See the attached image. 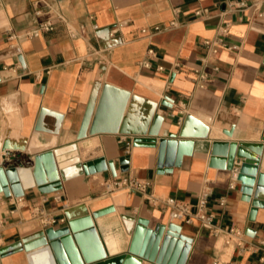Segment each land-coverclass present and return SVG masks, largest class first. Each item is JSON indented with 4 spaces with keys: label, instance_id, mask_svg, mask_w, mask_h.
<instances>
[{
    "label": "crops",
    "instance_id": "1",
    "mask_svg": "<svg viewBox=\"0 0 264 264\" xmlns=\"http://www.w3.org/2000/svg\"><path fill=\"white\" fill-rule=\"evenodd\" d=\"M257 1L0 0V160L33 168L36 154L68 149L80 163L105 158L114 165V172L79 173L49 193L37 186L22 198L0 193V249L63 227L64 209L85 203L91 212L115 208L95 219L109 258L129 251L131 235L122 219L127 215L148 220L152 229L181 225L193 240L187 264H264V198L244 201L238 181L230 188L238 160L233 170L210 166L216 142L263 143L264 3L255 9ZM242 2L247 7L240 8ZM42 21L52 22L54 31L28 38ZM173 21L177 28L153 32ZM223 27L231 49L219 47L213 55L204 42L217 41ZM105 84L142 99L132 108L129 101L124 121L130 127H143L151 109L165 117L157 139L107 133L77 138L89 103L97 106ZM187 115L206 124L208 135L188 138L192 154L179 166L164 164L170 171L159 173V141L180 138ZM231 130L232 137L224 133ZM123 157L127 172L121 171ZM123 177L147 183L145 192L109 193L106 183ZM202 192L210 193L215 227L241 230L242 244H227L198 221L171 219L166 200L194 212ZM0 264H27L26 253L0 255Z\"/></svg>",
    "mask_w": 264,
    "mask_h": 264
},
{
    "label": "water",
    "instance_id": "2",
    "mask_svg": "<svg viewBox=\"0 0 264 264\" xmlns=\"http://www.w3.org/2000/svg\"><path fill=\"white\" fill-rule=\"evenodd\" d=\"M131 107L135 101H141L138 96H132L129 91L110 84H105L96 106L95 100L89 103L78 139L88 135L121 134L133 136H149L157 139L165 117L161 113L155 115L151 109L145 119V125L134 129L124 121V114L129 101ZM154 106V103H152ZM162 105L171 108L168 101ZM155 107V106H154ZM130 110V109H129ZM39 126L37 127V130ZM209 127L192 115H187L179 132L180 138H161L159 141V173L169 172L162 169L164 164L179 166L185 155L193 152L194 141L188 138H206ZM232 137L233 130L224 131ZM263 143H228L216 142L212 148L210 166L222 169H234L238 160V182L241 184L243 200L251 202L252 198H264V173L259 172ZM0 144V148H1ZM16 158L11 157V161ZM4 157L0 160V193L5 197L22 198L25 189L38 187L43 193L60 189L62 186L59 167L54 151L38 153L33 159V186L25 188L18 177L20 169L9 166ZM121 171H128V159H120ZM81 173L92 175L107 171L110 167L114 172L112 162L107 163L105 158H98L86 163H80ZM115 175V173H114ZM51 185L50 190L43 187ZM114 207H108L91 212L85 203L64 209L66 223L63 227H49L38 232L34 237L25 241H18L0 249V255L6 257L20 252L26 253L27 264H143L148 261L153 264H187L192 239L182 234V226L176 223L149 227V221L143 218L135 219L123 215L122 219L128 233L131 235L129 251L116 258H109L104 243L95 225V219L114 212Z\"/></svg>",
    "mask_w": 264,
    "mask_h": 264
},
{
    "label": "built area",
    "instance_id": "3",
    "mask_svg": "<svg viewBox=\"0 0 264 264\" xmlns=\"http://www.w3.org/2000/svg\"><path fill=\"white\" fill-rule=\"evenodd\" d=\"M264 3V0H258L255 2L252 6L255 7V9H258L260 5ZM240 8L247 7V3L242 2L238 5ZM41 13L38 11L36 12V15L39 16ZM198 16L201 15L200 12L196 13ZM178 27V23L176 21H173L167 25L164 26H157L153 28L154 33H161L170 31L172 29H175ZM55 27L54 24L50 21H42L37 24V26L30 31L27 34L28 38H36L43 34L50 33L54 31ZM143 33H147L146 30L143 31ZM228 33V27L222 28V37H220L217 41H205L204 45L207 47L208 52H210L213 55H216L218 53V48H229L227 43L224 41V37ZM148 55H155L154 49L148 50ZM131 143H127V150L130 149ZM233 182L230 185L231 189L236 188V183L238 181V168H235L233 171ZM106 187L108 189L109 193H115L118 191L126 190L130 193H137V192H145L147 188V183H144L142 181H139L137 179L123 177V178H114L112 181H109L106 183ZM209 192H202L199 197L198 201L195 205V211H192V208L190 205L184 204L180 201H177L176 199L170 198L166 200V204L171 209V219L173 221L178 222H184V223H193L195 221H198L203 228H206L210 231V233L214 237H221L224 236L226 238V243L229 244L231 242H237L239 245L243 243L244 233L236 228H230V229H219L216 228L214 225V215L209 213L208 211V202H209ZM223 205L224 203L221 202ZM38 208H36V213H41ZM66 223V219L62 220Z\"/></svg>",
    "mask_w": 264,
    "mask_h": 264
},
{
    "label": "bare ground",
    "instance_id": "4",
    "mask_svg": "<svg viewBox=\"0 0 264 264\" xmlns=\"http://www.w3.org/2000/svg\"><path fill=\"white\" fill-rule=\"evenodd\" d=\"M68 151V149H65L56 153V160L60 171L61 182L66 181L69 178L81 173L80 159L78 158L76 151H73L71 153H69ZM62 159L65 160L62 161ZM18 177L21 179L25 188L33 186V176L30 169H20ZM51 187V185L45 186L43 187V190H50Z\"/></svg>",
    "mask_w": 264,
    "mask_h": 264
}]
</instances>
